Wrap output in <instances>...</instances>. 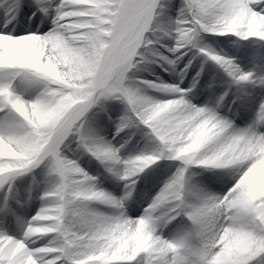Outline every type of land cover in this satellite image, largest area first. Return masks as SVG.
Returning <instances> with one entry per match:
<instances>
[{
    "label": "snow or ice",
    "instance_id": "obj_1",
    "mask_svg": "<svg viewBox=\"0 0 264 264\" xmlns=\"http://www.w3.org/2000/svg\"><path fill=\"white\" fill-rule=\"evenodd\" d=\"M0 264H264V0H0Z\"/></svg>",
    "mask_w": 264,
    "mask_h": 264
},
{
    "label": "rangeland",
    "instance_id": "obj_2",
    "mask_svg": "<svg viewBox=\"0 0 264 264\" xmlns=\"http://www.w3.org/2000/svg\"><path fill=\"white\" fill-rule=\"evenodd\" d=\"M226 38L223 37H205V43H207L210 46L217 47L219 45H222L221 47H224L223 43H220V41H223ZM233 50V58L236 59L238 62L241 63V67L247 70H253V65L248 64L245 65L243 62H241V58L239 54L235 50ZM231 52V51H229ZM149 70L154 71L151 68H148V71H144L140 74L141 79H154L149 75ZM163 79L166 80V82L171 83V79L167 78L165 76H162ZM207 77L204 78L202 83H206ZM227 79V78H226ZM222 91L221 89H217V92ZM231 100V97L229 98V102ZM122 105L115 104L113 106V109L111 111L112 121H109L106 117L101 120V125L99 131H101V135L105 138H108V140H112L113 134L115 133L116 125L115 122L118 120L114 116H120L122 114ZM137 135H140L137 133ZM127 138V136L125 137ZM123 138H121L120 142L123 143ZM147 145L141 152H151L155 145L153 143H150L147 140ZM75 145H72V148L74 149ZM140 150L138 146H133V148H125L122 151V156L128 157V156H135L137 154H140ZM79 163L81 167H83L86 171L89 172L90 175L99 176L100 178V187L108 192L114 193L116 190L117 196L121 194L122 191V185L118 184L116 181L112 179H106V173L104 172L103 168L99 165L97 161L92 159L91 157L85 155L80 160ZM175 163L169 167V162L167 161H160L157 165L151 166L149 169L146 170L144 175L140 179V183L137 185V197L139 198L141 195L147 196V198L150 200L151 196H154L155 193L159 190L161 187V184L175 171ZM43 187V185H41ZM39 206V201H36V207ZM146 206V203H145ZM139 207V205H134L133 208ZM34 214V212H33ZM130 215L133 213L130 212Z\"/></svg>",
    "mask_w": 264,
    "mask_h": 264
},
{
    "label": "bare ground",
    "instance_id": "obj_3",
    "mask_svg": "<svg viewBox=\"0 0 264 264\" xmlns=\"http://www.w3.org/2000/svg\"><path fill=\"white\" fill-rule=\"evenodd\" d=\"M222 45H219V46H217V47H214L213 46V48L216 50V52L217 53H227L228 54V56L229 57H234L233 56V50L232 49H230V48H227V47H221ZM212 47V46H211ZM229 51H231V52H229ZM235 54H236V51H235ZM210 66H212V65H210ZM148 68H151L152 70H154L155 71V73H156V75H161V76H165V77H167V78H170L171 79V81H172V78L171 77H169L168 76V74H164V73H160L159 72V70L158 69H155V66H147ZM196 68H197V70H198V65L196 66ZM150 71V70H149ZM144 71H142V73H143ZM221 77H223V73H220L219 74ZM151 76V75H150ZM151 77H153V78H155L154 76H151ZM224 79H226V77H224ZM149 94H151V95H158V94H156V93H149ZM230 98V97H229ZM122 112H123V108H122ZM114 117H118L119 118V116H114ZM118 118H116V119H118ZM100 125H101V123H100ZM100 125H99V129H100ZM116 130V129H115ZM100 132V135L102 134L101 133V131H99ZM138 134H140V133H138ZM114 135V134H113ZM127 136V134L126 133H121V135L119 136V137H117L116 138V140L115 141H112L114 144H116L117 146H119V144H121V142H120V140H121V138H123V140H126L127 138H125ZM107 140H108V138H106ZM109 141H111V140H109ZM124 142V141H123ZM147 138H145V137H143V135L142 134H140V135H136V137H135V139L130 143V144H128L127 146H126V148H133V146H138V148L139 149H141L140 150V153H141V151L145 148V146L147 145ZM75 147V146H74ZM161 186H162V184H161ZM113 194H115V195H117L116 194V190H115V192L113 193Z\"/></svg>",
    "mask_w": 264,
    "mask_h": 264
}]
</instances>
